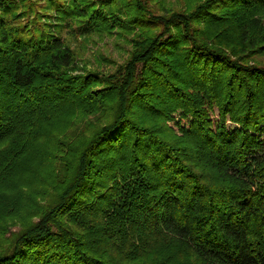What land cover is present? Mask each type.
<instances>
[{"label":"trees","instance_id":"1","mask_svg":"<svg viewBox=\"0 0 264 264\" xmlns=\"http://www.w3.org/2000/svg\"><path fill=\"white\" fill-rule=\"evenodd\" d=\"M45 1L0 0V264H264V0ZM62 29L130 57L72 75Z\"/></svg>","mask_w":264,"mask_h":264},{"label":"rangeland","instance_id":"2","mask_svg":"<svg viewBox=\"0 0 264 264\" xmlns=\"http://www.w3.org/2000/svg\"><path fill=\"white\" fill-rule=\"evenodd\" d=\"M157 1L148 2L150 6L153 7V11L156 14H162L161 11L173 10L181 11L184 9L187 0H163L162 5L156 3ZM29 3V4H28ZM28 9H24L20 4L19 9L14 10L8 14V19L12 23V28L15 30L18 26H26L28 22L35 18V14L31 9L32 4H37L39 23L42 25L44 22H52L47 17L42 15V10L39 7H44L46 4L45 0H28ZM36 7V5H35ZM27 10L26 14L22 15L21 12ZM46 12V11H45ZM18 14L16 17H13ZM50 15V14H49ZM77 27L76 24L72 25V28ZM73 29L70 31L62 29L60 35L64 39L66 46L72 51L74 58V71L72 75H84L88 72L99 73L105 77L113 74L119 68V66L124 65L130 57L132 51V44L130 34L115 31L112 34H108L105 31L100 33H93L86 36H80ZM78 32V31H77ZM264 64V60L261 61ZM210 118L216 120L217 111L212 110L210 113ZM88 123L80 124L79 122L72 121L68 126L67 133L70 134L71 138H80L81 133H86L88 131ZM227 128L231 131L235 125L227 122ZM83 134V135H84ZM0 234V246L5 243V240L10 237V234H15L20 231L19 223H10L8 227L3 228ZM194 261V259H193Z\"/></svg>","mask_w":264,"mask_h":264}]
</instances>
